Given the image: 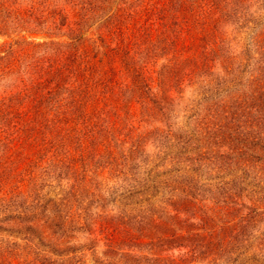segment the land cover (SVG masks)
<instances>
[{
    "label": "rangeland",
    "instance_id": "rangeland-1",
    "mask_svg": "<svg viewBox=\"0 0 264 264\" xmlns=\"http://www.w3.org/2000/svg\"><path fill=\"white\" fill-rule=\"evenodd\" d=\"M204 1L212 22L189 26L171 24L180 0H0V55L23 38L100 58L118 22L130 86L76 161L24 181L0 145V264H264V0ZM38 49L0 94L53 58Z\"/></svg>",
    "mask_w": 264,
    "mask_h": 264
},
{
    "label": "trees",
    "instance_id": "trees-1",
    "mask_svg": "<svg viewBox=\"0 0 264 264\" xmlns=\"http://www.w3.org/2000/svg\"><path fill=\"white\" fill-rule=\"evenodd\" d=\"M180 1L182 3L178 12L173 10L172 25L182 22L183 25L193 26L212 22V8L207 1ZM165 7L158 8L164 14L161 18L166 17L167 10H163L167 9ZM140 28H135L134 32H139ZM167 28L170 29V26ZM125 29H132L133 32V27L126 26ZM125 31L117 22L114 32L118 34L119 42L114 48L119 52L122 50L119 43H122ZM17 44V49L8 45L4 49L6 54L0 55L1 74L14 73L21 68L19 60L22 57L17 54L19 51L28 58L38 48L45 47L46 51L55 56L44 59L42 63H29L27 69L33 77L32 83L19 86L10 93L0 94V145L7 143L11 154L15 149L17 151L19 162L13 168L12 175H23L22 180L31 181L39 168H44L46 163L48 165L59 161L62 154L76 161L73 151L80 150L84 157L89 140L102 131L103 123L100 124V120L108 117L103 110L105 105H114L122 87L130 86L123 85L121 77L111 67L114 58L111 50L114 48L106 38L102 39L100 45V48H104L100 58L93 55L89 48L75 47L73 43L28 42L22 38ZM31 66H34V71L30 70ZM137 75L147 82L143 85L151 90L152 84L145 79L148 75ZM23 78L20 82L26 80Z\"/></svg>",
    "mask_w": 264,
    "mask_h": 264
}]
</instances>
